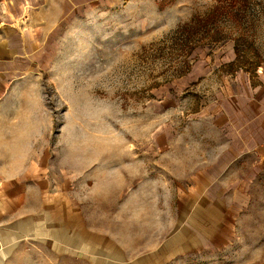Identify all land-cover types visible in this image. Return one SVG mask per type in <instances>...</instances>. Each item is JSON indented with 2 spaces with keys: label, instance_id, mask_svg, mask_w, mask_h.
<instances>
[{
  "label": "rangeland",
  "instance_id": "rangeland-1",
  "mask_svg": "<svg viewBox=\"0 0 264 264\" xmlns=\"http://www.w3.org/2000/svg\"><path fill=\"white\" fill-rule=\"evenodd\" d=\"M35 2L14 23L39 56L0 104V264H256L264 0Z\"/></svg>",
  "mask_w": 264,
  "mask_h": 264
},
{
  "label": "crops",
  "instance_id": "crops-1",
  "mask_svg": "<svg viewBox=\"0 0 264 264\" xmlns=\"http://www.w3.org/2000/svg\"><path fill=\"white\" fill-rule=\"evenodd\" d=\"M37 4L38 3L35 2V0H0V104L8 101V99L14 96L10 93L13 92L17 83L19 81L21 83L28 72L33 70L35 60L39 56V47H37V44L35 45L34 40L36 38L35 29L20 31L15 27L14 23V21L18 18H22L24 15V8H26V6L35 7ZM26 54L30 56L29 61L28 59L26 61ZM252 140L253 142L251 145H254L256 140L254 138ZM243 143L248 147L250 145L246 140H244ZM232 154H234V152ZM255 155L258 154L255 153ZM0 166H6V163L2 162L1 157ZM237 167V160L231 162L229 172L230 179L233 178L236 180L238 177L243 175L242 173L239 175ZM6 171L7 170L5 168L2 169L0 167V198H5V204H15L16 200H10L8 192H3V190L8 188L7 184L10 180L8 175L4 176ZM252 182H255L252 178L240 180L237 185L238 190L232 198V203L230 202L228 206L229 212L235 210L233 216L237 215L241 217V222L239 224V233L241 237H244L245 231L249 225L245 212H248V209H250L249 206L252 200L255 201L256 199H260L262 197V195L255 197V194L253 193L255 188L252 185L249 186ZM3 183L6 185L3 186ZM215 194L217 195V198L214 200L216 203V200L220 198V190L218 187H216ZM234 203L236 206L239 204L241 207L245 208V210L238 213L236 207H233V205H235ZM216 206L218 207V205ZM5 207L7 208V205ZM217 219L218 217L216 220ZM2 246V228L0 227V249ZM2 254L3 250H0V263L3 261ZM256 264H264V252L262 253V256L260 255Z\"/></svg>",
  "mask_w": 264,
  "mask_h": 264
}]
</instances>
